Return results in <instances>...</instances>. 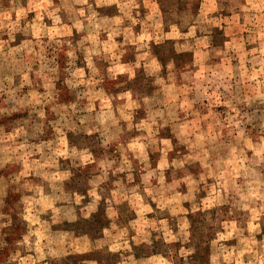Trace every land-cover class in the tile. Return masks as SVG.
<instances>
[{"label": "rangeland", "instance_id": "obj_1", "mask_svg": "<svg viewBox=\"0 0 264 264\" xmlns=\"http://www.w3.org/2000/svg\"><path fill=\"white\" fill-rule=\"evenodd\" d=\"M228 2L0 0V264H264V3Z\"/></svg>", "mask_w": 264, "mask_h": 264}, {"label": "crops", "instance_id": "obj_2", "mask_svg": "<svg viewBox=\"0 0 264 264\" xmlns=\"http://www.w3.org/2000/svg\"><path fill=\"white\" fill-rule=\"evenodd\" d=\"M230 2H228L229 4L230 3H233V0H229ZM204 3H206L209 7H213V8H215L216 9V7L218 6V0H204ZM244 3L247 5V4H253V3H261V4H263L264 3V1L263 0H252L251 2H249V0H244ZM228 5V4H227ZM243 5V4H242ZM242 7H244V5L242 6ZM229 17V16H231V14L228 12L227 14H224V17ZM264 22V21H263ZM259 70V69H258ZM0 129H1V126H0ZM0 133H2V132H0ZM4 137H6V136H4ZM3 138L1 137V135H0V146H2L1 145V142L3 141L2 140Z\"/></svg>", "mask_w": 264, "mask_h": 264}, {"label": "trees", "instance_id": "obj_3", "mask_svg": "<svg viewBox=\"0 0 264 264\" xmlns=\"http://www.w3.org/2000/svg\"><path fill=\"white\" fill-rule=\"evenodd\" d=\"M185 7H187V3L184 5ZM179 9V8H178ZM181 10V9H180ZM193 10H194V4H191L190 6H188V9L187 8H184V12L188 15L189 14V12H193ZM176 15H177V13H175ZM169 20H172V18H169ZM177 21H175V22H173L175 25H177V23H176ZM215 31L216 32H219V30L217 29V28H215ZM192 256H194V255H192ZM192 256H191V258H192Z\"/></svg>", "mask_w": 264, "mask_h": 264}]
</instances>
